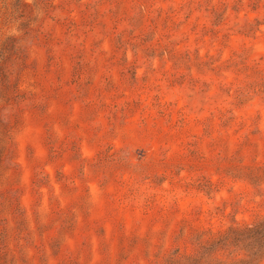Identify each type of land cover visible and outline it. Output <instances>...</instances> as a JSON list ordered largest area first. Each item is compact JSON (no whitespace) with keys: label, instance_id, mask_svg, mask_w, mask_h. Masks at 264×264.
<instances>
[{"label":"rangeland","instance_id":"obj_1","mask_svg":"<svg viewBox=\"0 0 264 264\" xmlns=\"http://www.w3.org/2000/svg\"><path fill=\"white\" fill-rule=\"evenodd\" d=\"M254 242L264 0H0V264H264Z\"/></svg>","mask_w":264,"mask_h":264},{"label":"trees","instance_id":"obj_2","mask_svg":"<svg viewBox=\"0 0 264 264\" xmlns=\"http://www.w3.org/2000/svg\"><path fill=\"white\" fill-rule=\"evenodd\" d=\"M251 234V235H250ZM253 232L252 230H249L247 232V235L251 238H253ZM260 239L262 240V236L260 237ZM240 242L238 239H232L230 240V238H226L224 240H218L215 244H216V248H219L220 250L222 249H226V248H231V247H236L237 243ZM254 244L259 245L258 242H254ZM263 245H259V249L263 248ZM255 248V246H252V249ZM243 249H240V253L238 254H233V255H229L228 257H225V262L231 259V262L228 264H259L261 263L260 258L262 257L260 254V251L256 250L255 252H253L252 254H248L245 252H242ZM240 257V258H238ZM227 263V262H226ZM218 264H223L221 262H218Z\"/></svg>","mask_w":264,"mask_h":264}]
</instances>
